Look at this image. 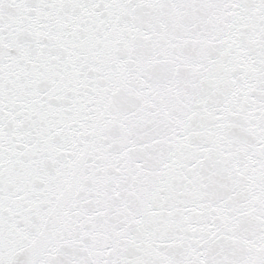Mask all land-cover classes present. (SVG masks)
Wrapping results in <instances>:
<instances>
[{
    "label": "snow or ice",
    "instance_id": "1",
    "mask_svg": "<svg viewBox=\"0 0 264 264\" xmlns=\"http://www.w3.org/2000/svg\"><path fill=\"white\" fill-rule=\"evenodd\" d=\"M0 264H264V0H0Z\"/></svg>",
    "mask_w": 264,
    "mask_h": 264
}]
</instances>
